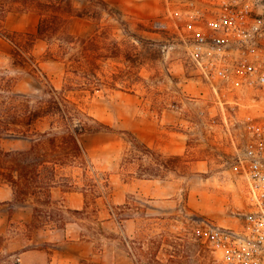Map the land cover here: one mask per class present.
Returning <instances> with one entry per match:
<instances>
[{
	"label": "rangeland",
	"instance_id": "1",
	"mask_svg": "<svg viewBox=\"0 0 264 264\" xmlns=\"http://www.w3.org/2000/svg\"><path fill=\"white\" fill-rule=\"evenodd\" d=\"M107 1L111 13H104L102 19L74 18L69 24V32L76 39L87 40L85 45L61 48L57 38H52L51 45L37 40L34 53L57 89L73 86L68 92L71 99L111 128L81 140L96 171L110 177L111 192L126 186L135 187V191L127 193L126 203L109 205L110 190L99 188L102 196L90 206V213L72 216L74 224L67 231L49 227L29 232L25 224L31 220V208L19 207L10 213L4 202L12 200V189L0 175V234L7 245L0 264H100L93 260H99L110 243L127 248L136 264H219L197 235L194 218L239 225L235 214L246 207L244 189L228 161L234 152L232 141L239 145L244 140V121L264 117V91L225 93L226 100L240 99L241 103L224 106L226 127L210 84L198 74L182 43L177 40L173 44L155 26L167 13V0ZM169 1L184 16L185 0ZM177 21L182 22L183 17ZM37 24L38 16L33 13H10L5 28L35 34ZM92 38L95 43L90 48L87 45ZM12 48L0 37V120L1 90L36 98L44 88L39 80L13 66ZM74 54L83 57L84 71L91 68L86 60L96 57L92 67L99 80L96 87L84 84L82 70L80 76L71 72L77 66L70 61ZM37 128L46 130L48 123H39ZM131 136L162 155L161 162L157 165L156 157L139 152ZM0 146L25 150L30 141L7 135L0 139ZM175 151L181 154L175 155ZM146 168L153 171H144ZM151 173L155 176L149 177ZM74 174L81 177L83 170ZM93 199L91 195V203ZM149 208L150 214L151 209L162 214L148 215ZM108 210L119 216L108 214ZM123 217L139 219L133 238L120 229L126 220ZM103 221L110 223L105 227ZM81 243L87 244L86 248ZM27 245L37 249L15 254Z\"/></svg>",
	"mask_w": 264,
	"mask_h": 264
},
{
	"label": "trees",
	"instance_id": "2",
	"mask_svg": "<svg viewBox=\"0 0 264 264\" xmlns=\"http://www.w3.org/2000/svg\"><path fill=\"white\" fill-rule=\"evenodd\" d=\"M10 13L37 15L36 33L8 31L5 28V21ZM104 13H111L107 0H0V37L13 46L11 52L13 66L24 70L44 85L41 96L36 98L15 94L12 90H1V98L4 101L1 103L0 139L11 135L30 141L29 148L25 150H5L0 146L1 181L12 189V200L4 204L9 205L10 213L19 207L31 208V220L25 224L29 232L49 227L65 229L74 221L72 216L90 213V206L102 196L98 192L99 188H108L110 191L107 196L111 195L110 177L96 171L81 142L88 134L110 131L111 128L71 99L68 92L73 90V86L57 89L42 71L41 62L34 53L37 40L46 41L51 45L52 38H57L61 42V48L85 45L87 40L76 39L69 32V24L74 18L100 20ZM94 43L95 38H92L87 46L92 48ZM71 57L70 61L77 65L71 72L80 76L78 73L82 70L85 74L80 77L85 79L84 84L96 87L99 80L92 69L96 57L86 60L91 65L86 71L83 70L81 55L74 54ZM43 122L48 123V128L41 131L37 125ZM131 137V143L139 152L145 156L151 154L156 157L157 165L161 162L162 155L155 154L148 145L134 136ZM76 170H83L81 177L74 174ZM146 170L153 171L147 168L144 171ZM90 173L93 176H90ZM148 176L155 175L151 173ZM138 177L147 178L145 175ZM82 181L84 186H81ZM56 190L63 194L82 193L85 197L84 208L75 210L67 207L63 200L53 197ZM91 195L94 196L92 203ZM128 208L125 206L124 209ZM97 213L98 210L95 208L94 216H97ZM110 213L119 216L113 210ZM96 220L100 225V221ZM45 245L49 246L48 242ZM6 246L5 237L0 234V262ZM36 249L35 246L27 245L25 250L15 254L19 256L25 251Z\"/></svg>",
	"mask_w": 264,
	"mask_h": 264
},
{
	"label": "built area",
	"instance_id": "3",
	"mask_svg": "<svg viewBox=\"0 0 264 264\" xmlns=\"http://www.w3.org/2000/svg\"><path fill=\"white\" fill-rule=\"evenodd\" d=\"M170 4L167 0V13L155 26L173 44L182 43L198 74L210 84L228 127L224 106L241 103L226 100L225 93L264 91V0H185L184 16ZM180 16L182 22L177 21ZM243 127L244 140L239 145L232 141L228 161L244 189L246 207L235 214L239 225L194 218L197 235L219 264H264V117L247 118Z\"/></svg>",
	"mask_w": 264,
	"mask_h": 264
},
{
	"label": "crops",
	"instance_id": "4",
	"mask_svg": "<svg viewBox=\"0 0 264 264\" xmlns=\"http://www.w3.org/2000/svg\"><path fill=\"white\" fill-rule=\"evenodd\" d=\"M173 153L175 155H179V154H181V151H175ZM112 190H113V188H112ZM133 191H135V187H132V186H126V187H123L122 189H118L117 191L116 190L114 192L112 191L111 195L108 196L109 205H114V204L118 205V204L126 203L127 202V193H130ZM139 195H140V192H139ZM53 197L55 199H58V200L59 199L63 200L64 204L71 209L82 210L84 208V205H85V197L82 193L75 192V193L63 194L60 190H56L53 193ZM149 202L153 203V202H157V201L151 200ZM167 202H170V201H167ZM147 210H148L147 211L148 215L162 214V212H159V211L154 212V210H152V209H151L152 213L150 214V212H149L150 208ZM108 214L111 215L109 210H108ZM138 220L139 219H137V218L126 219L120 226L122 233L127 237L133 238L136 234V225H137ZM108 223H110V221H108V222L103 221L102 225L105 226ZM72 224H74V223H69L65 229H60V230L65 232V231H67V227L69 225H72ZM53 231H55V230H53ZM67 241L68 242H75V240L69 239V238H67ZM78 242L79 241H77L75 243H78ZM86 245L87 244L81 243V246L83 248H86ZM108 248L109 249L104 250V254L101 257H99V260L95 259L93 261L96 263H100V264H136L127 248H120V247L116 246V244H114V243L108 244ZM83 257H85L87 259L88 256L86 254H83ZM139 264H145V263L141 262Z\"/></svg>",
	"mask_w": 264,
	"mask_h": 264
}]
</instances>
